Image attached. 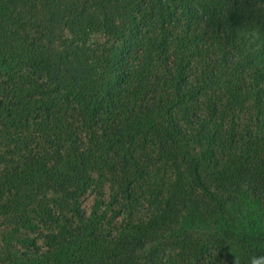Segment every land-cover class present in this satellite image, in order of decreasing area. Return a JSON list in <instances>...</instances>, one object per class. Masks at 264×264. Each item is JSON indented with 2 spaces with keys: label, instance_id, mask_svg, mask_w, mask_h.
Instances as JSON below:
<instances>
[{
  "label": "trees",
  "instance_id": "16d2710c",
  "mask_svg": "<svg viewBox=\"0 0 264 264\" xmlns=\"http://www.w3.org/2000/svg\"><path fill=\"white\" fill-rule=\"evenodd\" d=\"M260 256L264 0H0V264Z\"/></svg>",
  "mask_w": 264,
  "mask_h": 264
},
{
  "label": "rangeland",
  "instance_id": "374dc122",
  "mask_svg": "<svg viewBox=\"0 0 264 264\" xmlns=\"http://www.w3.org/2000/svg\"><path fill=\"white\" fill-rule=\"evenodd\" d=\"M94 201H95V196H94V194L92 192L87 193L82 198V206H83L84 211L86 212L87 215H89L91 213L92 208H93ZM31 235L32 236H35L32 233H31Z\"/></svg>",
  "mask_w": 264,
  "mask_h": 264
},
{
  "label": "clouds",
  "instance_id": "9594fccd",
  "mask_svg": "<svg viewBox=\"0 0 264 264\" xmlns=\"http://www.w3.org/2000/svg\"><path fill=\"white\" fill-rule=\"evenodd\" d=\"M234 264H238V262L234 260ZM251 264H264V256L253 257L251 259Z\"/></svg>",
  "mask_w": 264,
  "mask_h": 264
}]
</instances>
